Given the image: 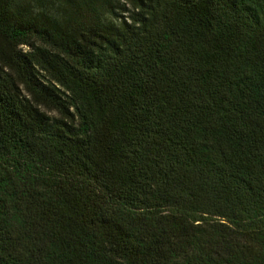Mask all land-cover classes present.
<instances>
[{
    "label": "trees",
    "instance_id": "16d2710c",
    "mask_svg": "<svg viewBox=\"0 0 264 264\" xmlns=\"http://www.w3.org/2000/svg\"><path fill=\"white\" fill-rule=\"evenodd\" d=\"M0 264H264V0H0Z\"/></svg>",
    "mask_w": 264,
    "mask_h": 264
}]
</instances>
